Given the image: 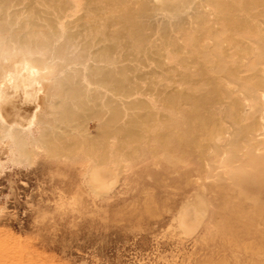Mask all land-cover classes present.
Masks as SVG:
<instances>
[{
	"label": "rangeland",
	"instance_id": "374dc122",
	"mask_svg": "<svg viewBox=\"0 0 264 264\" xmlns=\"http://www.w3.org/2000/svg\"><path fill=\"white\" fill-rule=\"evenodd\" d=\"M27 7L0 43L68 55L45 130L0 126V264H264V0Z\"/></svg>",
	"mask_w": 264,
	"mask_h": 264
},
{
	"label": "bare ground",
	"instance_id": "6f19581e",
	"mask_svg": "<svg viewBox=\"0 0 264 264\" xmlns=\"http://www.w3.org/2000/svg\"><path fill=\"white\" fill-rule=\"evenodd\" d=\"M10 1H12V0H0V8H1L0 9V17H1L0 18V37L3 34V31L1 30V28H3V26H6L5 23L8 21V18H6V17L11 13L14 17L22 16V18H23L25 15L24 12L26 11V7L28 6V4H33V2L35 0H16L17 4H26L27 6L25 7V9H21V8L19 9L17 7L13 8L15 6L8 4ZM22 8H24V7H22ZM245 9L243 11H244V14L247 16V14H246L247 10H245ZM21 14H23V15H21ZM57 16H59V14ZM31 18H32V16H31ZM20 22H22V20H20ZM22 23H24L25 26H27L29 21L24 20V22H22ZM82 24L80 26H83ZM93 24H94V22H93ZM67 25H69V23ZM35 26H34V29L32 31H30L31 33L28 32L29 35L36 36L39 39V36H43V35L48 34L45 31L42 34H40L39 29H35L36 28ZM93 27H95V28H93L95 30L97 25H95V26L93 25ZM30 30H31V28H30ZM89 32H91V31H89ZM92 35H93V33H92ZM83 37H84V35H83ZM110 38L111 37H109L108 35H105V34L101 35V37L99 39L95 38V40H96L95 42L97 43V45L99 47V48H97L96 52L98 53V55L101 58L103 56L107 55L106 51H110L112 55L117 53V48H116L117 45H115V47H112V46L109 47L106 45L107 42H106V44L104 43V41L110 40ZM82 41L84 42V47H86L87 45L89 47H91L92 45L96 44V43H94L93 40L82 39ZM87 41H88V44L86 43ZM62 47H64V46H62ZM62 47L61 48L57 47L58 49L56 51H54V54H52V55H49V56L41 55V57H37L36 56L37 52L35 51L36 49L22 48V47H17V46L7 47L6 45H2L0 43V77L2 78V82L0 83V126L3 127L5 135H9L10 133H14L16 135H27L28 132L30 130H32V128H34L35 126L36 127L38 126L39 128L45 130V124L47 121V114L50 111L49 106L52 103L51 102V100H52L51 96L57 90V83H58L57 79L60 77L59 73H60L61 69H63L61 63L60 62L57 63L55 61V58L57 56H58V58H59V56L65 58L68 55V54H66L67 50L65 48H62ZM55 49H56V47H55ZM119 58H120V56H119ZM53 63H55V66H53ZM115 63H117V62H115ZM63 67H64V65H63ZM108 74L109 73L107 72V70H103V77L104 78L101 76L102 77L101 80H99L97 82H100L102 84H107V85H108V83L115 82V81H116V83H118L119 78H117L116 75L114 77H107ZM95 77H96V75H95ZM112 79H114V80L112 81ZM5 80H6V82H9V83L5 84ZM102 84H100V85H102ZM107 85L105 87H107ZM79 87H80V83H79ZM96 87H95V89H97ZM59 90L56 92L60 93ZM100 91H102V90L101 89L98 90V92H100ZM66 92H68V91H66ZM71 92H72V90H71ZM63 93H65V92H63ZM114 93H115V91H114ZM74 96H76V94ZM84 96H85V94H84ZM75 101H76V99H75ZM84 104H85V110H91V107L88 105L87 101ZM98 105L99 104H97V106ZM51 106H53V104ZM55 108H56V106H55ZM68 111H70V110H68ZM68 111L65 114V116L67 118L71 117L74 119L75 113L72 114V112H68ZM61 112H63V111H61ZM94 114H95L94 115L95 118H98V112H96ZM77 116L79 117L80 115H77ZM55 119H56V117H55ZM53 126H54V123H53ZM62 126H64V125H62ZM97 126L102 128V129L104 128L101 124H99ZM105 127H107V126L105 125ZM68 128L69 127H67V129ZM70 134L72 135V133H70ZM48 138H50V137H48ZM70 138H72V137L70 136ZM100 165L102 167V163H100ZM100 165H95L88 173L89 179L91 180V182L98 185L99 187L101 185H103V183H102L103 171H102L101 167H98Z\"/></svg>",
	"mask_w": 264,
	"mask_h": 264
}]
</instances>
